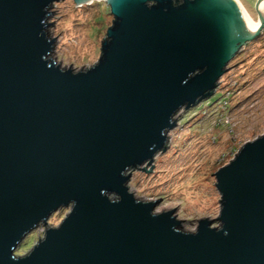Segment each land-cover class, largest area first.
Returning <instances> with one entry per match:
<instances>
[{
    "label": "water",
    "instance_id": "water-1",
    "mask_svg": "<svg viewBox=\"0 0 264 264\" xmlns=\"http://www.w3.org/2000/svg\"><path fill=\"white\" fill-rule=\"evenodd\" d=\"M55 1L0 0V264H264V135L212 174L220 227L203 219L183 232L174 209L157 213L159 200L127 187L165 148L177 112L210 98L261 31L264 0L257 26L235 0H104L115 20L98 63L78 72L50 58Z\"/></svg>",
    "mask_w": 264,
    "mask_h": 264
},
{
    "label": "rangeland",
    "instance_id": "rangeland-1",
    "mask_svg": "<svg viewBox=\"0 0 264 264\" xmlns=\"http://www.w3.org/2000/svg\"><path fill=\"white\" fill-rule=\"evenodd\" d=\"M235 2L257 26L260 0ZM76 5L75 0L55 1L50 6L47 23L52 24L46 33L55 39L51 60L62 69L78 72L98 63L115 18L107 1ZM173 122L175 127L166 134V149L160 150L151 164L132 168L127 173H132L127 187L139 201L159 200L157 213L174 209L183 232H195L203 219L220 227L221 195L212 174L228 165L245 144L264 135V26L238 47L212 96L182 108ZM147 165L148 171L154 166L151 172L138 170ZM71 209L72 205L53 213L46 224L41 223L22 241L16 254H28Z\"/></svg>",
    "mask_w": 264,
    "mask_h": 264
},
{
    "label": "bare ground",
    "instance_id": "bare-ground-1",
    "mask_svg": "<svg viewBox=\"0 0 264 264\" xmlns=\"http://www.w3.org/2000/svg\"><path fill=\"white\" fill-rule=\"evenodd\" d=\"M240 9H241V7H240ZM241 11H242V9H241ZM243 12V11H242ZM243 14L245 15V13L243 12Z\"/></svg>",
    "mask_w": 264,
    "mask_h": 264
}]
</instances>
